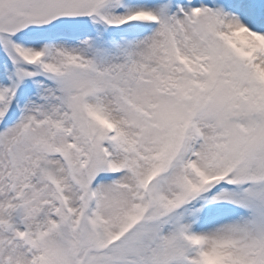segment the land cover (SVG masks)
I'll return each mask as SVG.
<instances>
[{"label": "snow or ice", "instance_id": "snow-or-ice-1", "mask_svg": "<svg viewBox=\"0 0 264 264\" xmlns=\"http://www.w3.org/2000/svg\"><path fill=\"white\" fill-rule=\"evenodd\" d=\"M0 264H264V0H0Z\"/></svg>", "mask_w": 264, "mask_h": 264}]
</instances>
